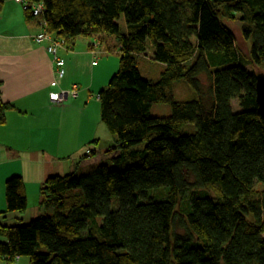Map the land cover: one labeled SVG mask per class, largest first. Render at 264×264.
Returning <instances> with one entry per match:
<instances>
[{
    "label": "trees",
    "instance_id": "1",
    "mask_svg": "<svg viewBox=\"0 0 264 264\" xmlns=\"http://www.w3.org/2000/svg\"><path fill=\"white\" fill-rule=\"evenodd\" d=\"M23 5L27 20L44 25L58 49L78 38H91L96 48L104 35L117 37L118 70L97 96L101 124L115 145L106 152L109 163L100 159L75 165L86 169L80 175L48 176L39 190L41 217L28 223H1L27 210L21 176L6 180L0 260L264 264V118L256 103L259 72L248 70L264 74V0ZM224 21L239 23L247 56ZM147 41L163 66L156 80L137 67ZM180 80L194 99H175L173 85ZM154 104L169 105L170 115H151ZM11 109L0 92V126ZM100 143L89 142L82 158L95 157Z\"/></svg>",
    "mask_w": 264,
    "mask_h": 264
},
{
    "label": "crops",
    "instance_id": "2",
    "mask_svg": "<svg viewBox=\"0 0 264 264\" xmlns=\"http://www.w3.org/2000/svg\"><path fill=\"white\" fill-rule=\"evenodd\" d=\"M0 6V92L2 101L12 106L0 126V212L6 208L5 181L13 174L21 176L27 199L23 215L1 220L10 226L41 214L39 190L44 180L77 164L85 166L86 145L104 137L97 96L108 73L102 76L93 60L107 50L101 43L92 48L91 38L59 48L57 57L64 60L65 74L58 78L46 44L34 41L44 26L38 20L28 21L15 0H0ZM73 85L78 87L75 98L62 104L49 100V94ZM0 264L29 262L20 258Z\"/></svg>",
    "mask_w": 264,
    "mask_h": 264
},
{
    "label": "rangeland",
    "instance_id": "3",
    "mask_svg": "<svg viewBox=\"0 0 264 264\" xmlns=\"http://www.w3.org/2000/svg\"><path fill=\"white\" fill-rule=\"evenodd\" d=\"M224 24H226L234 33L236 42L238 44V47L244 52V54L247 56L248 55V50L249 47L246 46L243 41L241 40V35L239 32V23L238 22H232V21H224ZM118 25L120 28L121 34L126 33V25L123 17L121 16L120 19L118 20ZM104 38L103 41H101V47L105 49V46L107 47V52H104L102 54V57L100 58H95L93 61L96 62L98 65V68L100 69V72L103 76V74L107 71V76L105 78H108V82L110 78L117 72L118 66H119V53H118V45H117V37L116 36H103ZM85 47V46H83ZM146 53L143 55H138L137 56V67L142 75V77L151 79V80H156L160 72L163 70L162 64L156 63L153 60V47L150 42L147 41V49ZM248 70L253 71L254 73H261V69H254L248 67ZM261 70V71H260ZM258 73V74H259ZM257 75V74H256ZM107 82V84H108ZM173 94L175 99L181 101V100H187V99H194V92L191 90V88L183 81H177L173 85ZM232 108L234 111H238L239 107L237 103L232 105ZM171 113V109L169 105H164V104H154L151 108V115L153 116H158V117H168ZM187 130V128L185 129ZM104 137H102L101 143L99 145V149L97 150V155L95 157H87L82 160V164H87V163H92L95 162L96 160H100V162H108V155L106 152L115 145L114 141L115 138L114 136L110 135L109 132H107L104 128ZM107 147V148H105ZM86 155V154H85ZM84 155V156H85ZM65 158V156H63ZM76 168V167H75ZM74 168V169H75ZM74 169H68V172L73 171ZM75 175H80L83 174L86 171V169H81L80 166L78 169L73 171ZM17 176L16 174H13L12 176L8 177L7 180L11 177ZM41 217V214L37 213L32 217L33 220L35 218ZM43 216V215H42ZM30 220L25 221L24 223H28ZM12 224H17L13 222ZM27 260L26 258H23ZM28 261V260H27Z\"/></svg>",
    "mask_w": 264,
    "mask_h": 264
},
{
    "label": "built area",
    "instance_id": "4",
    "mask_svg": "<svg viewBox=\"0 0 264 264\" xmlns=\"http://www.w3.org/2000/svg\"><path fill=\"white\" fill-rule=\"evenodd\" d=\"M15 2L21 4L25 9L27 8L25 5H23V0H15ZM40 13H41L40 7L34 8V12H33L34 15H39ZM34 41L38 44H42V43L47 44L46 50L54 58V66L56 68L55 73L58 78H63L65 74L64 61L56 56L57 49L60 45L59 43L53 41L51 35L47 32L45 26L44 29L34 37ZM76 96H77V86L73 85L71 88L67 90L60 91L59 93L49 94V100L54 103L62 104L68 99L75 98Z\"/></svg>",
    "mask_w": 264,
    "mask_h": 264
},
{
    "label": "water",
    "instance_id": "5",
    "mask_svg": "<svg viewBox=\"0 0 264 264\" xmlns=\"http://www.w3.org/2000/svg\"><path fill=\"white\" fill-rule=\"evenodd\" d=\"M255 92L258 113L264 118V74L259 73L255 76Z\"/></svg>",
    "mask_w": 264,
    "mask_h": 264
}]
</instances>
